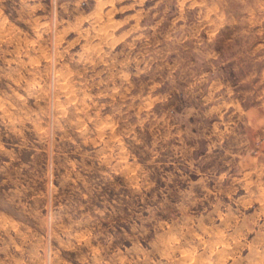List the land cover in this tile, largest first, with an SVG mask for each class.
Returning a JSON list of instances; mask_svg holds the SVG:
<instances>
[{
    "label": "rangeland",
    "instance_id": "1",
    "mask_svg": "<svg viewBox=\"0 0 264 264\" xmlns=\"http://www.w3.org/2000/svg\"><path fill=\"white\" fill-rule=\"evenodd\" d=\"M0 264H264V0H0Z\"/></svg>",
    "mask_w": 264,
    "mask_h": 264
},
{
    "label": "crops",
    "instance_id": "2",
    "mask_svg": "<svg viewBox=\"0 0 264 264\" xmlns=\"http://www.w3.org/2000/svg\"><path fill=\"white\" fill-rule=\"evenodd\" d=\"M180 91H181V95L179 96V102H180V103H183L182 105L185 106V102H183V100H182L183 97H184V93L182 92V90H180ZM181 100H182V101H181ZM183 106H182V107H183Z\"/></svg>",
    "mask_w": 264,
    "mask_h": 264
},
{
    "label": "bare ground",
    "instance_id": "3",
    "mask_svg": "<svg viewBox=\"0 0 264 264\" xmlns=\"http://www.w3.org/2000/svg\"><path fill=\"white\" fill-rule=\"evenodd\" d=\"M51 49V48H50ZM53 77V76H52ZM58 78H56V80H57ZM182 252V251H181Z\"/></svg>",
    "mask_w": 264,
    "mask_h": 264
}]
</instances>
